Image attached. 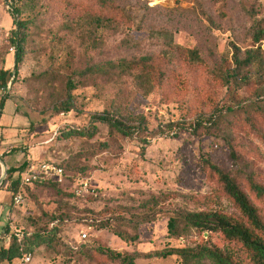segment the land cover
Segmentation results:
<instances>
[{
    "label": "rangeland",
    "instance_id": "rangeland-1",
    "mask_svg": "<svg viewBox=\"0 0 264 264\" xmlns=\"http://www.w3.org/2000/svg\"><path fill=\"white\" fill-rule=\"evenodd\" d=\"M112 1L126 18L100 15L93 0H0V69L11 72L0 100L19 133L17 140L0 141V170L10 168L15 179L33 164L52 162L62 164L67 175L62 185H24L17 206L5 189L8 230L57 228L55 241L35 249L29 264H120L99 253V246L135 253L137 264H181L177 255H150L166 247L207 244L237 251L239 245L221 233L187 228L182 220L173 235L169 220L179 211H217L249 225L217 178L203 169V156L232 170L264 210V200L232 166L229 148L231 143L241 168L264 184V39L254 38L264 23V0ZM14 8L29 22L18 69L10 40ZM164 30L175 44L197 49L199 59L168 53ZM147 54L171 58L166 77L153 89L133 76L80 73L94 64ZM69 81L76 84L75 105L58 113ZM115 106L126 118L144 117L147 129L124 137L100 124L93 138L62 137L63 129L88 125L92 113ZM229 106L234 113H227ZM216 109L223 111L217 127L198 134L187 129ZM82 178L91 188L78 194L74 186ZM147 214L153 220L137 221ZM56 217L61 220L55 226Z\"/></svg>",
    "mask_w": 264,
    "mask_h": 264
},
{
    "label": "trees",
    "instance_id": "trees-1",
    "mask_svg": "<svg viewBox=\"0 0 264 264\" xmlns=\"http://www.w3.org/2000/svg\"><path fill=\"white\" fill-rule=\"evenodd\" d=\"M100 15H105L108 19L119 21L127 17L122 8L112 0H93ZM15 26L11 29L10 40L15 45V65L19 68V64L23 61L26 54V43L28 34L29 22L26 19L20 18V11L16 8L12 11ZM165 36V45L168 53L173 54L182 59L186 56L190 58L199 59L197 49L182 48L175 44L173 34L164 30L162 32ZM254 38L257 41L264 39V23L258 24L254 32ZM167 55L147 54L140 57L120 58L118 60H109L102 64H94L82 70V75H106L109 78L133 76L141 83L148 85V88H154L163 82L166 77L167 65L171 58ZM10 70L0 69V89L7 90L9 88ZM76 87L72 81L68 83V98L64 100L58 108V113L69 111L74 107L71 90ZM5 108V99L0 100V118ZM227 113H234V107L229 106ZM223 111L216 109L213 115L208 118H200L196 120L187 129H191L193 134H198L199 130L206 128L217 127L221 122ZM139 120L138 122H135ZM100 124L106 125L111 132H117L124 137H134L142 134L147 128L145 126V118H126L120 106H115L111 110L106 109L101 112L91 114L90 123L82 127H68L62 130L61 134L64 138L72 136L93 138L100 131ZM180 128L182 126H179ZM184 128V127H183ZM230 155L232 158V166L243 174L247 179V183L251 193H254L257 198L264 200V184L255 179L251 172L241 168L240 158L235 151L234 146L229 144ZM1 160L4 156L0 154ZM52 163V162H50ZM65 167L62 164H57ZM201 165L204 170L216 177L219 183L223 186L226 193L235 201L243 216L246 218L249 225L243 223L239 219L221 212H193V211H179L175 217L169 220V231L175 234L178 228V221L182 220L187 228H195L202 232H208L211 235L214 232L221 233L229 241H233L239 245L237 251L224 250L220 247H212L207 244L196 246H182V247H166L150 253L159 257H167L170 255H177L181 259V264H264V210L255 202L251 194L245 190L238 182L237 177L232 174V170L223 165L211 160L207 157H202ZM67 176V175H66ZM10 173V168H7V177L1 186L6 185L12 193V204L14 206L20 205L15 203L14 197L21 193L23 198L25 195L24 185L20 179H13ZM88 180L82 178L75 184V190L80 187L82 181ZM89 181V180H88ZM55 181H45L41 183L59 184ZM90 185V182H89ZM91 188V186H90ZM61 217H56L52 223L56 226ZM67 219L63 218L62 221ZM153 220L151 215H141L137 221L148 222ZM8 225V224H7ZM91 225V224H90ZM101 227H107L104 224ZM8 228V226H7ZM57 228H52L48 232L34 231L31 233L15 232L11 233L10 242L8 246L0 248V264L13 263L21 259L23 261L27 254L33 253L35 249L42 245L52 244L57 237ZM117 235L124 238V236L131 240H137L138 236H129L119 231H114ZM74 247V246H73ZM75 248V247H74ZM99 253L107 257L109 260L118 261L120 264H137L136 254L122 252L120 250L111 249L108 247H97Z\"/></svg>",
    "mask_w": 264,
    "mask_h": 264
},
{
    "label": "built area",
    "instance_id": "built-area-1",
    "mask_svg": "<svg viewBox=\"0 0 264 264\" xmlns=\"http://www.w3.org/2000/svg\"><path fill=\"white\" fill-rule=\"evenodd\" d=\"M1 161V157H0ZM15 179H20L22 184L32 185L34 183H41L45 181H55L58 183H63L66 180V170L55 163L50 162H40L33 164L28 170L19 173L15 176ZM90 190V185L88 180L81 182L80 187L77 189V193L88 192ZM15 203L19 204L23 202L24 198L21 193H18L14 197ZM32 261V255L27 254L23 262L29 264Z\"/></svg>",
    "mask_w": 264,
    "mask_h": 264
},
{
    "label": "crops",
    "instance_id": "crops-1",
    "mask_svg": "<svg viewBox=\"0 0 264 264\" xmlns=\"http://www.w3.org/2000/svg\"><path fill=\"white\" fill-rule=\"evenodd\" d=\"M6 106V104H5ZM12 117V116H11ZM16 126V120H11L7 116V111L4 108V112L0 118V141L2 143L19 139V133ZM4 170H0V248L2 246H8L10 242L11 231L8 230L7 224L11 217V206L7 203L5 196V189L10 191L3 183ZM12 264V263H7Z\"/></svg>",
    "mask_w": 264,
    "mask_h": 264
},
{
    "label": "water",
    "instance_id": "water-1",
    "mask_svg": "<svg viewBox=\"0 0 264 264\" xmlns=\"http://www.w3.org/2000/svg\"><path fill=\"white\" fill-rule=\"evenodd\" d=\"M6 173H7V172H6V168H5L2 179L5 177V174H6Z\"/></svg>",
    "mask_w": 264,
    "mask_h": 264
}]
</instances>
